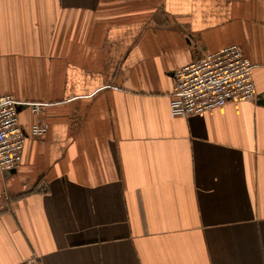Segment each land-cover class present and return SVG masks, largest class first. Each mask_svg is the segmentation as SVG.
<instances>
[{"label":"crops","instance_id":"obj_1","mask_svg":"<svg viewBox=\"0 0 264 264\" xmlns=\"http://www.w3.org/2000/svg\"><path fill=\"white\" fill-rule=\"evenodd\" d=\"M238 44L256 96L172 117L175 69ZM0 264H264V0H0Z\"/></svg>","mask_w":264,"mask_h":264},{"label":"built area","instance_id":"obj_2","mask_svg":"<svg viewBox=\"0 0 264 264\" xmlns=\"http://www.w3.org/2000/svg\"><path fill=\"white\" fill-rule=\"evenodd\" d=\"M252 61L238 44H229L204 52L172 73L173 90L169 102L172 117H188L227 103L249 102L256 91L252 77ZM25 105L32 114L44 106L42 102H20L11 94H0V171L17 168L25 141L40 138L48 129L41 121H33L28 130L19 123V108ZM28 264H39L36 256Z\"/></svg>","mask_w":264,"mask_h":264},{"label":"water","instance_id":"obj_3","mask_svg":"<svg viewBox=\"0 0 264 264\" xmlns=\"http://www.w3.org/2000/svg\"><path fill=\"white\" fill-rule=\"evenodd\" d=\"M11 171H14L13 169Z\"/></svg>","mask_w":264,"mask_h":264}]
</instances>
